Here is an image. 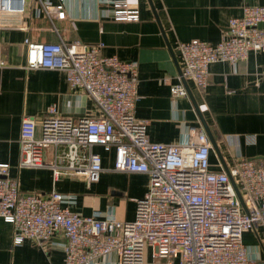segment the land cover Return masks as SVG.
<instances>
[{
    "label": "built area",
    "instance_id": "built-area-1",
    "mask_svg": "<svg viewBox=\"0 0 264 264\" xmlns=\"http://www.w3.org/2000/svg\"><path fill=\"white\" fill-rule=\"evenodd\" d=\"M66 1L0 0V30L26 29L24 17L32 5L52 23L63 20ZM83 1L91 12L104 2L105 17L139 20L138 9L128 0ZM227 27L216 45L200 39L178 41L181 68L178 81L170 86L173 101L187 96L186 80L204 89L211 64L234 63L251 51H264V6H244L242 15L231 17ZM24 44L26 69L62 71L71 87L81 88L95 103L99 115L73 120L50 106L41 119L39 136L35 120L24 117L18 167L49 168L54 182L81 177L89 184L98 181L103 170L94 150L99 146L113 151L115 171L146 174L149 184L146 193L134 199L133 220L83 216L68 206L75 195L55 190L23 193L17 178L9 174V164L0 163V218L13 227V245L62 235L63 264H92L112 252L118 254L119 264H144L146 247L155 259L163 260L156 264H256L242 235L260 228L264 240V158H238L227 170L220 163L214 168L213 147L201 127H187L184 140L177 144L151 141L147 121L134 116L138 62L102 55V42L25 38ZM5 66L2 54L0 68ZM48 149L52 152L46 160Z\"/></svg>",
    "mask_w": 264,
    "mask_h": 264
},
{
    "label": "crops",
    "instance_id": "crops-1",
    "mask_svg": "<svg viewBox=\"0 0 264 264\" xmlns=\"http://www.w3.org/2000/svg\"><path fill=\"white\" fill-rule=\"evenodd\" d=\"M57 4L58 0H50ZM139 12L137 21H117L105 17L104 2L91 12L83 0H67L66 18L53 23L36 13L34 5L26 11V29L0 30V163L9 164V174L18 180L21 192L58 191L75 195L69 208L83 216L112 215L121 221L135 217L134 199L142 197L149 177L113 169L114 153L99 146L102 172L96 182L81 177H61L53 181L49 168H19V134L24 117L34 119L40 135L41 119L50 106L62 117L77 120L96 117L95 103L79 87H71L59 70L25 68L24 39L36 42L86 44L102 42V55L122 61L138 62V99L134 116L147 121V135L153 142L177 144L184 140L187 127L205 126L213 135L219 155L212 150L214 168L231 166L238 158L264 157V51L248 53L234 63L216 62L209 67L208 84L197 88L184 81L187 96L172 100L170 86L178 81L181 68L178 41L200 39L216 45L227 30L231 17L242 15L246 5L264 6V0H128ZM101 14V15H100ZM52 25L56 28L53 29ZM206 132V130H205ZM207 133V132H206ZM254 139H248V136ZM51 149L46 151L49 160ZM13 227L0 218V264H63L66 239L56 235L47 241L26 240L12 244ZM242 243L264 264V240L260 228L243 233ZM163 261L162 259H158ZM150 247L144 250V264H156ZM92 264H119L112 252Z\"/></svg>",
    "mask_w": 264,
    "mask_h": 264
},
{
    "label": "water",
    "instance_id": "water-1",
    "mask_svg": "<svg viewBox=\"0 0 264 264\" xmlns=\"http://www.w3.org/2000/svg\"><path fill=\"white\" fill-rule=\"evenodd\" d=\"M205 128H206L205 130L207 132V135L209 137V140H210V142L212 144L213 150L219 155V149H218V147L216 145V141H215L213 135L211 134L210 130L206 126H205ZM262 158H264V157H262ZM225 169L227 170V168H225ZM235 189H236V191L238 193L237 187H235ZM239 197H240V195H239Z\"/></svg>",
    "mask_w": 264,
    "mask_h": 264
}]
</instances>
